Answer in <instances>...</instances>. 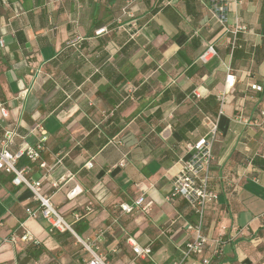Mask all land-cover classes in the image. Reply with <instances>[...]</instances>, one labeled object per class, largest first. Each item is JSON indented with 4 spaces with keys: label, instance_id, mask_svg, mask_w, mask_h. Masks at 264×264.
I'll use <instances>...</instances> for the list:
<instances>
[{
    "label": "crops",
    "instance_id": "0c3cea01",
    "mask_svg": "<svg viewBox=\"0 0 264 264\" xmlns=\"http://www.w3.org/2000/svg\"><path fill=\"white\" fill-rule=\"evenodd\" d=\"M0 39V133L15 129L13 151L46 137L38 161L16 166L41 180L77 236L103 232L108 264H171L193 236L192 207L166 196L204 116L219 126L209 184L218 200L201 226L224 240L212 264H264V0H0ZM211 43L216 54L200 61ZM227 67L237 82L219 114ZM12 176L0 173V264H86L71 231L27 215L38 203ZM23 228L32 240L11 242ZM127 236L150 245L151 260Z\"/></svg>",
    "mask_w": 264,
    "mask_h": 264
},
{
    "label": "built area",
    "instance_id": "2783aa9c",
    "mask_svg": "<svg viewBox=\"0 0 264 264\" xmlns=\"http://www.w3.org/2000/svg\"><path fill=\"white\" fill-rule=\"evenodd\" d=\"M227 8L228 6H219L216 9L217 12L220 13L221 22L224 20L223 12H225ZM105 30V27H102L95 30L94 33L95 35H100L105 32ZM79 41L80 38L76 37L73 40H69L68 44L74 45V43ZM0 46H3V41L1 39ZM215 54L216 50L214 45L212 43L208 44L199 55V60L207 62ZM236 82V74L227 67L224 88L217 95L219 101V114L222 113L223 105L228 97L234 93ZM251 88L257 91L262 90V87L256 83H252ZM0 111L2 115H5V110L3 108H1ZM260 115L264 117V108L261 109ZM239 119H241V117H239ZM204 124L207 128L206 133L197 141L190 143L187 146L188 157L182 161L178 173L173 178L171 191L166 196L167 201L172 200L177 196L184 198L197 216L196 223H186L185 228L188 231L193 232V236L185 241L183 247L180 248V254L171 262V264H212L214 258L223 253L224 240L222 236L218 235L217 237H210L203 235L201 232L202 219L206 204L218 200V193L213 191L209 186L213 161L212 146L219 129L218 120L212 119L209 116H204ZM15 136L16 131L13 128L4 129L0 133V173L12 174L11 182L13 184L24 185L30 190L32 198L38 203V205L35 208L27 207L25 209L27 215L30 217H37L40 215L48 222L50 230L57 229L60 231H71L89 255L86 264H108L105 255L99 251V245L97 243L102 239L103 232H99L94 240H84L77 236L71 224L66 221V219L54 207L50 201V197L42 193L41 180L27 178L24 170L18 169L16 166L18 159L22 157H26L31 161H38L46 137L42 136L35 144H24L13 151L11 145ZM39 166L45 167L46 164L44 161H40ZM76 193L77 187L75 186L67 193V196L71 197ZM143 199L144 197L140 196L134 202L135 205H140L143 202ZM121 209L130 211L131 207L121 205ZM73 216L74 219L79 218L78 213H74ZM9 239L11 242L16 243L17 241H31L32 237L29 231L23 228L19 233L13 232ZM126 243L130 246L136 257L144 260H151L152 248L150 245H140L135 241L133 236H127ZM11 264L16 263L13 262Z\"/></svg>",
    "mask_w": 264,
    "mask_h": 264
}]
</instances>
